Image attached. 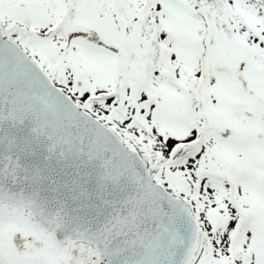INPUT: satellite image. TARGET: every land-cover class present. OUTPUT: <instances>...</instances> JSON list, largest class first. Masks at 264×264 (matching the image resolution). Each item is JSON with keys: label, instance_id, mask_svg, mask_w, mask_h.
<instances>
[{"label": "snow or ice", "instance_id": "6c2138e0", "mask_svg": "<svg viewBox=\"0 0 264 264\" xmlns=\"http://www.w3.org/2000/svg\"><path fill=\"white\" fill-rule=\"evenodd\" d=\"M0 264H264V0H0Z\"/></svg>", "mask_w": 264, "mask_h": 264}]
</instances>
